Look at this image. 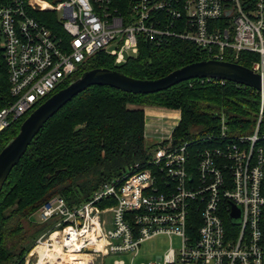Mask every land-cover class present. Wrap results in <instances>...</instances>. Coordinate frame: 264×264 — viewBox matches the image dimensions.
<instances>
[{"label": "built area", "instance_id": "2783aa9c", "mask_svg": "<svg viewBox=\"0 0 264 264\" xmlns=\"http://www.w3.org/2000/svg\"><path fill=\"white\" fill-rule=\"evenodd\" d=\"M32 12L55 13L62 35ZM0 35L11 97L0 109V133L89 57L104 52L114 64L126 63L138 54L139 39L190 42L218 61L253 53L250 69L264 79V0H0ZM258 93L259 115L247 135H232L221 117L216 131L175 141L180 117L145 115L144 140L154 139L146 167L103 183L79 205L60 196L44 201L33 222L53 223L23 264H76L75 256L89 264L129 256L133 264L141 245L159 236L176 237L178 248L146 264H264V93Z\"/></svg>", "mask_w": 264, "mask_h": 264}, {"label": "trees", "instance_id": "16d2710c", "mask_svg": "<svg viewBox=\"0 0 264 264\" xmlns=\"http://www.w3.org/2000/svg\"><path fill=\"white\" fill-rule=\"evenodd\" d=\"M32 14L61 34L55 13ZM255 59L256 55L248 52L241 53L237 60L225 58L248 69ZM206 60L210 57L190 42L169 41L156 46L139 39L138 54L126 63L116 65L104 52L95 53L59 90L92 69L105 68L133 79L156 80ZM9 101L0 35V109ZM147 107L179 111L173 139L182 142L216 131L221 117L232 135L251 133L259 115L260 95L234 83L206 79L185 81L149 95L105 86H92L79 93L39 130L0 192V264H23L35 240L52 225L53 220L43 224L30 220L48 198L60 196L68 206H76L87 201L103 183L133 171L135 165L139 169L146 167L153 147L144 140ZM28 115L0 133V151L17 135ZM259 133L264 135V105Z\"/></svg>", "mask_w": 264, "mask_h": 264}, {"label": "water", "instance_id": "95a60500", "mask_svg": "<svg viewBox=\"0 0 264 264\" xmlns=\"http://www.w3.org/2000/svg\"><path fill=\"white\" fill-rule=\"evenodd\" d=\"M193 79L226 81L264 93V79L262 80L251 69L228 61L210 59L195 62L156 80L133 79L105 68L88 70L32 111L21 123L17 135L0 151V192L11 170L17 165L44 124L67 102L87 88L105 86L124 93L149 95ZM237 217L238 212L233 210L231 218Z\"/></svg>", "mask_w": 264, "mask_h": 264}, {"label": "rangeland", "instance_id": "374dc122", "mask_svg": "<svg viewBox=\"0 0 264 264\" xmlns=\"http://www.w3.org/2000/svg\"><path fill=\"white\" fill-rule=\"evenodd\" d=\"M151 108L156 113H162V112H173L174 113L175 112L174 110L172 111L171 109H166V108H159V107H151ZM30 220L31 221H37L36 213H34L30 217ZM49 227H51V225ZM47 229L45 231H47ZM178 244L179 243H178V240L176 237L171 238V237H167V236H159L157 238H154L151 241L144 242L140 247L139 257L137 259L135 258L133 260V264H139V263L146 264L149 262L154 263L156 257L163 256L164 253L167 252V250L170 248V246L177 249ZM121 260H124L125 263L128 264L129 263V256H127V258L126 257H118V256L106 257L105 259H103V264H115V262L121 261ZM34 262H35V259H34Z\"/></svg>", "mask_w": 264, "mask_h": 264}, {"label": "crops", "instance_id": "0c3cea01", "mask_svg": "<svg viewBox=\"0 0 264 264\" xmlns=\"http://www.w3.org/2000/svg\"><path fill=\"white\" fill-rule=\"evenodd\" d=\"M144 114L147 116H155V115H164L165 117L169 118H177L180 117L179 111L173 112H162V113H156L154 110H152L151 107L144 108ZM147 145L154 143L153 137H148V140L145 141Z\"/></svg>", "mask_w": 264, "mask_h": 264}, {"label": "bare ground", "instance_id": "6f19581e", "mask_svg": "<svg viewBox=\"0 0 264 264\" xmlns=\"http://www.w3.org/2000/svg\"><path fill=\"white\" fill-rule=\"evenodd\" d=\"M39 250V249H38ZM41 256H43V254H41ZM72 260L76 261V264H89V261L86 262V260H89V258H87V256H75L71 258Z\"/></svg>", "mask_w": 264, "mask_h": 264}]
</instances>
